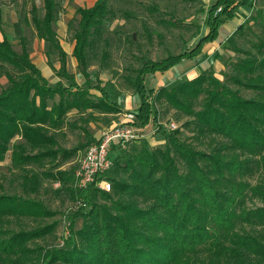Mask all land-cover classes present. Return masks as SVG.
<instances>
[{"label": "trees", "instance_id": "obj_1", "mask_svg": "<svg viewBox=\"0 0 264 264\" xmlns=\"http://www.w3.org/2000/svg\"><path fill=\"white\" fill-rule=\"evenodd\" d=\"M248 5L251 0H214L206 19L208 31L193 47L170 52L157 60L143 57L134 79L140 96L134 113L141 124L150 120L153 106L149 93H154L153 98L165 96L176 109L194 114L201 132L215 133L225 140L205 151L183 142L174 131L167 134L164 148L150 150L142 146L135 152L120 153L108 170L119 173L111 177L112 191L95 185L76 188L88 209L76 207L64 245L39 246L38 250L29 247L28 242L50 232L51 225L20 229L8 235L0 229V253L9 258L32 253L38 264H264V231L247 228L264 224V177L253 185L242 179L251 169L254 157L264 168V41L257 44L258 54L236 62L244 80L236 76L234 79L253 89L254 97L244 96L213 73H199L156 91L145 85L147 74L164 73L184 59L200 55L205 45L217 37L220 26L233 18L239 7ZM43 7L40 17L36 5H32L31 20L38 36L58 51L61 65L57 74L68 84L59 79L51 85L31 60L20 21L14 25L20 52L8 38L0 39V59L19 71L18 75L6 71L9 83L0 90V161L5 159L11 141L21 136L24 142H15L11 151L12 162L17 166L48 156L54 158L58 153L66 158L75 153L74 149L54 147L56 139L50 133V129L64 125L69 110L119 109L103 87L93 85L100 92L98 99L93 100L87 86L91 82L87 48L108 10L107 0L79 8L73 55L85 77L84 85L67 69L66 51L53 27L57 1L43 0ZM196 100L201 102L198 110H194ZM118 146L114 144L112 149ZM29 147L37 152H29ZM242 153L247 155L242 157ZM67 173L59 170L56 176L65 179ZM250 195L258 196L263 204L248 206ZM100 197L104 201L100 202ZM141 198L150 203L142 205ZM47 212L39 201L0 194V217ZM76 217L83 221L75 229Z\"/></svg>", "mask_w": 264, "mask_h": 264}, {"label": "rangeland", "instance_id": "obj_2", "mask_svg": "<svg viewBox=\"0 0 264 264\" xmlns=\"http://www.w3.org/2000/svg\"><path fill=\"white\" fill-rule=\"evenodd\" d=\"M57 11L53 27L60 44L66 51L67 69L76 81L84 85L85 77L78 69L73 55L75 28L79 22V8L91 6L96 0H56ZM214 0H107V12L102 23L91 35L87 48L88 73L90 84L89 97L93 100L100 95L93 85H100L117 103L119 109L106 111L97 108L69 110L61 128L50 129L56 139L54 147L74 149L75 153L66 158L61 153L54 158L44 157L39 161H30L22 166L14 165L11 159L12 146L15 142H24L21 136L11 141L5 159L0 161V194H13L39 201L48 211L46 214H5L0 217V229L6 235L20 229H33L51 225L50 232L29 241V247L36 248L62 246L69 234L70 216L76 207L88 209V205L78 197L74 182L75 171L86 148L100 137L102 131L119 121H126L129 113L137 111L140 96L136 92L134 79L142 64V58L154 60L165 57L168 53H179L193 47L200 37L208 31L206 19ZM35 4L38 16L44 14L43 0H0V39L8 38L15 50L21 51L19 37L15 31L16 21H20L27 40V49L31 60L40 68L51 85L65 78L57 74L61 62L58 51L51 43L38 36L31 20V7ZM264 41V0H251V5L241 6L233 18L223 23L217 37L207 43L203 52L186 58L177 66L164 73L156 72L145 77L146 88L155 91L165 85L168 88L196 76L199 73H213L246 97L256 95L253 89L239 84L234 77L244 80L243 72L236 68V62L250 54H258L257 44ZM10 71L15 75L19 71L8 61L0 59V90L6 87L9 79L5 74ZM149 93L153 111L147 124H141L137 118L136 128H143L139 137L133 138L115 149L110 155L114 159L122 152L131 153L142 146L150 150L164 148L167 134L176 132L183 142L200 150L211 151L225 138L210 132H201L194 114H188L173 107L165 98H153ZM56 95L54 100H58ZM52 103V100H49ZM200 100L194 102V110L200 108ZM156 117L154 118V115ZM175 122L176 127L169 128ZM136 148V149H135ZM35 153L36 149L28 148ZM247 154L242 153V157ZM251 162V169L242 177L253 184L264 177V168L256 161ZM182 170L186 166L178 158ZM59 170L67 171L65 179L57 177ZM111 177L119 176L112 170L105 173ZM112 191V185L111 190ZM81 201L80 205H77ZM99 201H104L101 197ZM142 205L150 201L141 198ZM85 203V204H84ZM248 206L263 204L256 195L248 196ZM82 217L74 219L73 227L82 225ZM252 232L264 231V224L247 225ZM9 258L0 253L1 264H38L36 255L27 253L22 257ZM64 264V263H56ZM66 264V263H65Z\"/></svg>", "mask_w": 264, "mask_h": 264}, {"label": "built area", "instance_id": "obj_3", "mask_svg": "<svg viewBox=\"0 0 264 264\" xmlns=\"http://www.w3.org/2000/svg\"><path fill=\"white\" fill-rule=\"evenodd\" d=\"M126 121L114 123L108 129L102 131L95 142L90 144L85 154L80 160V165L75 171L74 182L76 188H86L95 185L102 190L110 191L111 182L104 176L112 167L113 158L110 155L112 145L124 144L129 140L139 137L142 131L134 126L135 113H129ZM177 125L175 122L169 123V128L173 129ZM82 202L79 201L77 205ZM85 204V203H84Z\"/></svg>", "mask_w": 264, "mask_h": 264}, {"label": "crops", "instance_id": "obj_4", "mask_svg": "<svg viewBox=\"0 0 264 264\" xmlns=\"http://www.w3.org/2000/svg\"><path fill=\"white\" fill-rule=\"evenodd\" d=\"M209 43H210V42H209ZM179 64H180V63H179ZM177 65H178V64H177ZM177 65H175V66H177ZM175 66H174V67H175ZM172 68H173V67H172ZM170 69H171V68H170ZM165 72H166V71H165Z\"/></svg>", "mask_w": 264, "mask_h": 264}]
</instances>
